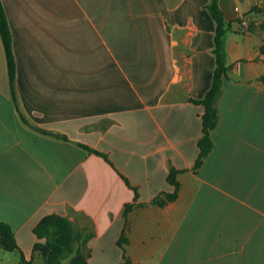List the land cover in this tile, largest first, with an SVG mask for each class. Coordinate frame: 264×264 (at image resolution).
I'll list each match as a JSON object with an SVG mask.
<instances>
[{"label": "crops", "instance_id": "0c3cea01", "mask_svg": "<svg viewBox=\"0 0 264 264\" xmlns=\"http://www.w3.org/2000/svg\"><path fill=\"white\" fill-rule=\"evenodd\" d=\"M210 1L0 0L15 62L14 102L0 38V222L19 248L0 264H44L33 228L50 214L91 234L88 264L123 262L125 225L131 264H264V0H219L228 69L195 168ZM171 169L176 199L152 204Z\"/></svg>", "mask_w": 264, "mask_h": 264}, {"label": "trees", "instance_id": "16d2710c", "mask_svg": "<svg viewBox=\"0 0 264 264\" xmlns=\"http://www.w3.org/2000/svg\"><path fill=\"white\" fill-rule=\"evenodd\" d=\"M208 12L210 13L212 19L215 22V33H214V48L213 53L215 56V68L212 76V82L210 88L201 100H191L196 104H200L204 108V112L201 116L202 120V136L198 141L199 154L195 161L194 167L197 168L202 164L203 159L209 154L213 147V141L210 136L211 130L216 126L218 120L216 102L221 94L222 82L225 77L228 66L225 63L224 58V35L227 31L228 24L224 20L223 13L219 7V0H211L206 6ZM0 38L4 47L7 72H8V82L11 92L12 100L15 102L14 96V79H15V62L12 52L11 45V34L8 27L6 15L4 9L0 3ZM261 51L264 52V46L261 47ZM264 80V77L261 78ZM23 122L28 124L24 117L21 116ZM35 130L51 135L57 138L66 139L65 136L51 133L46 130L33 127ZM88 151L94 152L96 154H101L86 145L80 144ZM177 171L171 169L167 181L174 186L173 193H163L156 196L151 203L163 206L169 201H173L177 197V190L179 183L176 180ZM132 204H126L124 206L123 215L126 217L127 213L132 209ZM33 233L37 238L33 246V252L38 253L45 264H60L59 258L62 257L65 250L73 253V256L69 260L68 264H88L87 256L82 253L80 249V242L87 240L91 234H82L75 230L73 224L66 218L56 214H50L42 217L40 221L33 228ZM76 243L77 248L73 250L72 244ZM117 245L121 248L123 252V262L119 264H131L130 260L125 254V246L127 244L126 237V225L122 230L121 235L117 239ZM0 247L7 252L19 251L16 244L14 233L9 224L5 222H0ZM20 260L23 264H31L29 261H25L22 256Z\"/></svg>", "mask_w": 264, "mask_h": 264}, {"label": "rangeland", "instance_id": "374dc122", "mask_svg": "<svg viewBox=\"0 0 264 264\" xmlns=\"http://www.w3.org/2000/svg\"><path fill=\"white\" fill-rule=\"evenodd\" d=\"M74 228H75L76 231L80 232L82 234V236L85 235V232L82 229H79L76 226H74ZM82 243L83 242H80L79 245H82ZM72 248H73V250H75L77 248V244L73 243L72 244ZM0 252H4V250L1 247H0ZM9 256H10V258L15 259V260L19 259L18 255L15 252H12L11 255H9ZM72 256H73V253H70L67 250H65L63 255H62V257L59 258V263L60 264H68V262H69V260L71 259Z\"/></svg>", "mask_w": 264, "mask_h": 264}]
</instances>
